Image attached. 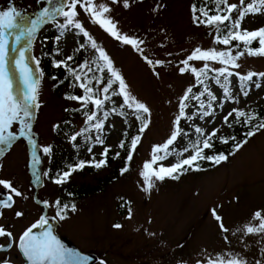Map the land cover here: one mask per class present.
Returning a JSON list of instances; mask_svg holds the SVG:
<instances>
[{
  "label": "rangeland",
  "instance_id": "1",
  "mask_svg": "<svg viewBox=\"0 0 264 264\" xmlns=\"http://www.w3.org/2000/svg\"><path fill=\"white\" fill-rule=\"evenodd\" d=\"M93 2L97 6H108L111 11L105 15L116 22L122 34L142 41V51L117 40L79 6L77 20L96 42V49L92 48V42L81 29L74 25L60 27L66 22L65 17L40 26L27 53L28 62L40 80L39 107L33 108L29 120L32 135L30 130H26V135L20 136L17 123L11 131L18 138L10 146L0 145L3 149L0 152V179L11 181L23 193L22 197L13 194L16 207L28 202L37 187H40V196L51 205L49 213L56 208V201L61 204L64 200L72 201L76 210L72 211L70 207L65 219H59L61 228L77 245L100 257L92 264H208L220 257L225 260L240 257L247 264H264V233L247 234L245 230L246 225L259 224V220L253 218L257 210L264 216V129L248 137V142L234 155L229 153L235 148L227 153L228 159L220 164L204 159L196 163L200 170L188 168L179 179L165 177L159 180L152 175L161 165L171 166L193 153L187 146V137L195 136L193 132L184 130L186 121L204 130L203 139L213 128L219 129L215 141L231 133L228 122L223 120L229 111L264 108V78L254 77L247 82V88L242 87L240 79L250 71L264 72V57L245 53L237 60L239 68L208 61L210 71L205 86L217 99L211 101L209 109L211 97L204 91L205 87L203 96H200L202 92H192V96H200V100L189 97L185 101V115L180 116L181 98L189 87H197L198 84L194 73L180 72V68L185 67L182 61L196 48L230 50L235 56L243 50L242 46L237 48V43H217V34L211 26L194 21L193 0H129L127 8L123 6L124 0ZM228 2L239 5V0ZM248 2L245 0V5H240V8ZM9 6L17 7L34 19L47 4L46 0H0V10H7ZM196 15L204 19L199 11ZM237 16L238 12H234L233 20ZM259 27H264V13L249 14L241 23V30L247 28L253 31ZM99 48L104 49L113 67L124 77L130 93L150 109V114L140 112L149 121L141 134L142 123L137 112L124 104L131 123V136H141L130 162L127 155L132 138L125 148L120 147L127 122L123 115L112 111L114 105L124 103L123 96L119 95V82L112 84L107 94L110 99L105 101L103 108L97 110L92 103H88L91 109L88 115L96 112L97 120L103 123V127L96 129L94 124L97 121L94 120L89 128L82 130L88 122L87 114L82 112L84 104L66 98L78 96L77 90L72 84L61 81L60 74L53 73L58 72L53 59L64 60L74 54L75 64L87 63L88 67L83 68L89 72V68L93 69L102 60ZM145 57L164 63L149 64ZM35 60L40 62L38 68ZM204 63L189 61L191 67L198 69ZM223 67H227L233 75L227 79L220 76L217 83L218 71L215 70ZM13 75L18 81V72L13 70ZM110 79L114 78L106 68L99 84L100 98H103L102 89ZM257 83L261 87L257 88ZM14 86L17 90L21 87L18 82ZM225 88L230 97L225 94ZM245 90L248 91L247 96L243 94ZM113 92L117 94L113 95ZM212 110L211 116H203L204 111ZM105 111L109 113L107 119L103 117ZM68 117L74 122L75 131L68 132L66 126L58 130L56 126L63 125ZM177 117H180L178 125ZM177 127L181 134L169 146L171 154L167 159L152 164V168L147 170L146 180L142 173L145 172V163L152 162L154 146L163 145ZM77 132L81 135L72 140ZM214 141L211 142L216 148L227 146V143ZM45 147H50L51 152L45 153ZM105 148L118 152L119 156L108 154L107 165L97 169L91 162L104 159L102 152ZM206 151L214 152L212 148ZM157 155H163V152ZM77 159L85 161L86 166L73 172L65 183L56 184V178H52L57 173H54L55 165L62 161L71 166ZM126 166L128 171L121 174ZM9 194V189L0 186V201L7 199ZM46 206L45 203L41 205L42 208ZM211 209H216L222 217L227 232L221 230ZM27 213L25 211L23 215ZM33 213L29 211V215ZM117 224L121 227H115Z\"/></svg>",
  "mask_w": 264,
  "mask_h": 264
},
{
  "label": "snow or ice",
  "instance_id": "2",
  "mask_svg": "<svg viewBox=\"0 0 264 264\" xmlns=\"http://www.w3.org/2000/svg\"><path fill=\"white\" fill-rule=\"evenodd\" d=\"M41 2V0H38ZM113 2H118V0H113ZM47 6H43L39 13L36 15L34 19L27 17L22 11H20L15 6H9L7 10H0V145L10 146L14 140H16L17 134L14 131H11L14 124H19L20 130L19 135H26V130H30L31 124L29 123L30 118L33 115V108L39 107L37 103V98L39 95V86L40 80L36 75V70H34L29 64V56L27 55L31 45L33 38L36 33L39 31L41 25L47 24L50 21L54 22L58 17H65L66 22L61 24L60 27H66L68 25H74L76 28L81 29L85 36H88V39L92 42V48L96 49L97 44L92 39L87 31L83 29L82 23L77 20L79 15L78 6L83 9L85 13H88L93 20L98 23L101 27L105 29V31L109 32L113 37L117 40H121L125 44H130L134 46L138 51H142L140 49V44L142 41L137 40L134 37H129L128 35L122 34L118 29L116 22L113 21L109 16L105 14L109 13L111 9L104 5L100 4L97 6L94 4L93 0H46ZM216 4L218 5L215 14H209L210 10H205L204 8L197 9L195 5H193V19L195 22L203 23L208 26H217L225 24V22L231 23V29L227 32L226 35L221 36L217 34L216 42L222 43L224 45H230L233 41H237V48H240L243 45V50L238 51L235 56L231 54V51H217L216 49L202 50L200 48H196L191 55H189L185 60L182 61V64L185 67L180 68V72L183 73L185 71H191L195 74L197 81L199 84L203 85L204 81L201 79V76H205L209 69L208 61H219L224 65H231L235 68H239L240 64L237 63V60L244 56L247 53L248 56L255 57H264V27H259L256 30L248 31L247 28L241 30V23L244 21L245 17L249 14L255 15L258 13H264V0H249V2L242 9L240 5H245V0H239V5L237 4H229L228 0H216ZM223 5L224 7H219ZM123 6L125 8L129 7V0H124ZM199 11L201 15L204 17L203 20L200 19V16L196 15V12ZM238 12V16L235 20H233V13ZM223 13V14H222ZM259 46L256 48H252L251 44L253 42H257ZM99 57L104 61V67L111 72V77L114 79H110L107 83V86L103 87L102 93L103 98H100L96 93L99 90H94L93 87H90L91 80H87L86 82H81L79 87L84 90V95L82 96H67V99L76 100L82 102L85 106L88 103H92L97 110L103 108L105 101L109 100L110 97L107 95L109 90L112 88V84L115 82H119V95L123 96V102L129 108L135 109L137 113L143 112L150 114V109L145 103L137 100L128 90V85L125 82L124 77L121 73L113 67V62L110 57L106 54L103 48H99ZM15 53V55H12ZM34 59V58H33ZM68 60H71L72 57H68ZM145 60L149 64H163V61L156 60L152 61L145 57ZM189 61H205L202 68L191 67L189 65ZM39 60H35V64L37 68L39 66ZM56 67L64 66L68 68V71L75 76L77 81H82L81 75L76 74L75 69H71L68 67L66 61H58L56 62ZM81 67H88L87 63L81 65ZM13 70L18 72V81L17 78L13 75ZM91 71V68L88 69ZM103 71V68L99 69ZM218 75L216 77V82H220V76L230 77L233 75L231 71L227 67L220 68L218 70ZM42 76L43 73L41 72ZM159 75V73H157ZM239 75V74H237ZM259 76L264 78V72H248L246 75L240 76L242 83V87L247 88V82L252 81L254 77ZM55 79V78H54ZM19 83L21 87L19 90L14 86L16 83ZM257 88L261 87L259 83L255 85ZM193 91L192 87H189L184 96L180 100V116H184V108L187 106L185 101L189 99V94ZM205 92L209 94L211 97L208 107L211 109V101H215L217 97L212 95L209 89L205 86ZM117 93L113 92V95ZM225 94L227 96H231L230 92L227 88H225ZM245 96L248 95V91L245 90L243 93ZM204 92L200 93V96H203ZM200 96H192V99L197 101L200 100ZM201 108L204 107L203 102H201ZM223 107V105H221ZM112 111H115L113 109ZM213 111H204L203 116H211ZM244 117L245 123H251L254 119L252 115H249L243 110L240 109H232L223 117L225 123L228 122L229 117L233 116ZM109 113L107 111L103 112L104 119H107ZM140 118V117H138ZM88 121L97 122L94 124L96 129H101L103 127V123L97 120L96 112H92L91 115H87ZM180 117H177L176 124H179ZM148 120H143L142 126L140 128V133L142 134L145 129L148 127ZM58 127V126H56ZM264 129V122H261L254 129H250L246 136L251 138L256 135V133L260 130ZM197 133L203 135L204 130L197 127L195 130ZM219 131L217 128H213L210 133H208L207 138L202 141L198 138L193 144L192 149L193 154L188 156L187 158L180 159L177 163L172 164L171 166L165 167L161 165L157 170L152 172L157 179L163 180L165 177H170L172 179H179L180 175L183 172L187 171L188 168H193V170H200L199 165L196 164L198 160L207 159L209 161H213L215 164H220L223 161L228 159V156L219 153L216 155H204L205 149L213 148L212 138L216 136V133ZM181 134V130L179 127L172 133L169 139L163 145H156L153 149V157L152 162H146L144 165L145 172L142 173L145 176V179H148V171L152 168V164L157 162L158 160H165L167 156L171 153L169 152V146L173 145L177 140V137ZM81 133L77 132L75 135L71 137L72 140H76L77 136H80ZM141 139L140 135H137L131 140V147L128 151L127 161L132 160V153L136 150L137 144ZM98 142L103 144V141L97 138ZM232 140L235 141V137H232ZM222 143H228L227 138H221ZM248 142L247 139L236 143L235 150L230 155H234L235 151H238L241 147L244 146ZM202 143V147L200 146ZM120 147H124V143L121 142ZM91 150V149H90ZM3 149L0 148V152ZM45 153H50L51 148L45 147L43 149ZM109 149L105 148L102 152V156L104 159H101L99 162L92 161V166L99 169L107 165V155ZM185 151H188L185 148ZM163 152V155H157V153ZM119 156V153L116 154ZM86 166V162L81 160L77 165L72 167L69 171L64 172L59 178H57L54 182L56 184H63L67 181V179L71 176V174L77 170H82ZM188 166V167H185ZM194 166V167H193ZM128 171V167H124L121 170V174ZM0 186H3L6 189L10 190V195H8L7 199L0 201V207L11 208L15 197H22L23 193L20 192L16 187L13 186L12 182L9 180L0 179ZM149 187H152L149 184ZM59 211L57 216L59 219H65V215H63L64 210L69 206L67 204L60 206V201L55 202ZM72 211L76 210L75 204L71 205ZM211 212L219 222V227L222 231L227 232L228 228L225 227L222 217L217 214L216 209H211ZM2 215V213H0ZM17 216H23L22 212H16ZM254 219L259 220V224L257 226H252L251 224L245 226V230L247 234L253 233H264V216H262L261 211L257 210L253 216ZM49 224V221L45 217H41L38 223L32 224L28 227L18 238V242L13 239V233L11 231L6 230V228L0 225V237H7L8 244L7 247L11 248L13 243H17L18 248L21 250L22 254L28 261V264H86L87 258L82 257L79 253L74 250L66 248L56 235L53 234L51 227H45ZM115 227L120 228L121 225L117 224ZM43 229L40 232H34V229ZM4 244H0V251L5 249ZM0 264H10V261L5 259L0 261ZM208 264H247L240 257H231L225 260L223 257L218 258L213 261L210 260Z\"/></svg>",
  "mask_w": 264,
  "mask_h": 264
},
{
  "label": "trees",
  "instance_id": "3",
  "mask_svg": "<svg viewBox=\"0 0 264 264\" xmlns=\"http://www.w3.org/2000/svg\"><path fill=\"white\" fill-rule=\"evenodd\" d=\"M193 5H195L197 9L204 8L205 10H210L209 11L210 15L211 14H215L216 9L218 7V5L216 4V0H193ZM219 7L223 8L224 6L220 5ZM199 14H201V13L199 12ZM211 27L215 30L216 34H220L221 36H223V35H226L227 32L231 29V23L230 22H225V24L219 25V28H217V26H211ZM232 43H238V42L237 41H233ZM241 46L243 48V45H241ZM258 46H259L258 41L257 42H253L251 44L252 48H256ZM75 55L76 54H74L73 56H70V57H72L71 60H68V59H64V60H62V59L61 60L53 59L52 63L56 64V62H58V61H66L69 68L75 69L76 70V74L81 75L82 81H77L75 79V76L68 71V68H66L64 66L57 67L58 72L56 73L57 70L55 69L56 71H54L53 73L56 74V75L60 74L61 81L68 82V83L72 84L73 87H75V89L77 90V95L78 96H82V95L85 94L84 90L79 87V84L81 82H86L87 80H91L92 81L91 84L89 85L90 87H93L94 90H100L99 84L102 81V75H103V73H104V71L106 69L104 67V61L101 60V61L97 62L96 65L92 67L93 69H91V71L88 72L87 70H84V68L81 67V65H83V63L82 64H80V63L79 64L78 63L75 64L76 63ZM100 68H103L104 70L100 71L99 70ZM207 77H208V72H207V74L205 76H201V79L204 81V84L201 85V84L198 83L197 87H193V91L192 92H194V94H197V93L202 92L204 90L205 79ZM105 86H107V84L104 85V87ZM96 94L99 95V91ZM192 95H193V93L189 94V97H191ZM113 108L117 111V113L123 115V117L125 118V120L127 122L126 123V127L123 130V139H122V142L124 143V147L123 148H125L127 146V144H128V140L133 138V135L131 136V123L128 120V115L126 113V109H125L124 103H122L120 105H114ZM82 109H83L82 112H84L87 115L91 112L89 104H87V106L84 105L82 107ZM243 111H245V110H243ZM245 112L248 113L249 115H252L254 117V119L251 121V123H245V118L244 117H239L238 118L236 116V114L234 113L233 116L228 120V124H229V126L231 128V133L228 134V135H224V136H221V137L215 139V141L218 140L219 142H221V138H227L228 139V143H227L228 147L223 145V146L220 147L222 149H219V148L214 147V143H213V148L212 149L214 150V152L209 153L208 151H206V150H209V149H205L204 150V155H206V156L207 155H214V153H217V154L223 153V154L226 155L227 153H229L232 150H234L236 143H239V142H241V141H243V140L248 138L246 136V133L250 129H254L261 122H264V108H253V109H251L249 111H245ZM137 115L140 117L141 123L143 122V120H146L144 115H141L140 113H137ZM93 122L94 121H88L87 124L85 125V127H83L82 130H85L86 128H89L93 124ZM186 122H187L186 127L183 126L184 124H182L184 130L186 132H193V135L195 136V137H193V136L192 137H187V140H189L188 143H187V146H188L189 149H192V147H191L192 144L198 138L200 140L203 139L204 133H203V135H201L200 133H197L195 131L197 127L193 126L188 121H186ZM64 126L67 127L68 132H74L75 129H76L74 122L71 120V117H68L63 125L59 124L57 129L61 130ZM232 137H235V141L232 140ZM212 141H214V137L212 138ZM130 147H131V145H130ZM193 151L194 150L192 149V152ZM117 153L118 152L109 151L108 154L112 155V156H116ZM74 158L76 159V152L74 153ZM183 158H187V157H183ZM202 161L203 160H198L195 163H199V162H202ZM79 162H80V160L77 159L76 163L74 165H71V166H66V163H64L62 161L59 162L57 165H55V168H54V173L56 171H57V173H55V175L53 174L52 178H56V179L59 178L64 172L69 171L72 167L77 165Z\"/></svg>",
  "mask_w": 264,
  "mask_h": 264
},
{
  "label": "flooded vegetation",
  "instance_id": "4",
  "mask_svg": "<svg viewBox=\"0 0 264 264\" xmlns=\"http://www.w3.org/2000/svg\"><path fill=\"white\" fill-rule=\"evenodd\" d=\"M2 200H4V198ZM67 201L68 200H64L62 204L60 202V206H63L65 204H67L69 206L67 209L64 210L63 215H65V216L67 215L69 208L73 204L72 201H70V200H69V202H67ZM26 203L20 204V207H16L17 201L15 199L14 204L12 205L11 208H7V207L1 208L0 207V213H2V215H0V221H3V223L0 225L4 226L6 228V230L11 231L13 233V239L16 242H18L19 236L28 227H30L34 223H38L40 221L41 217H45L49 221V224L47 226H45L46 228L51 227L53 232L58 233L61 236H63L70 244L78 246L83 251H87L84 248L77 245L73 241L71 236H69L67 233L62 231V228H61L62 224L60 223L61 220H59V217L57 216L59 208L55 204L56 208L54 209V211L52 213H49L51 210V205L46 198H43L42 196H40V187H37V190H36L35 194L33 195V197H31V199H29V201ZM42 203H45L47 206L42 208L41 207ZM31 210L34 212L33 218H31L33 215H29V211H31ZM6 211H10V212L5 213ZM25 211L28 212L26 215H23V216H17L16 215V212H22L23 213ZM27 215H29L28 218H26ZM24 216H25V218L22 219V217H24ZM25 219H27V220H25ZM21 221H24L25 223L21 224ZM17 227L20 229H17ZM42 230L43 229L38 228V229H34V232H40ZM8 242L9 241H8L7 237H0V244H4L6 246L4 250L0 251V261L7 259L10 261V264H28V261L26 260V258L22 254L21 250L18 248L17 243H13V246L11 248H8L7 247ZM87 252H91V251H87Z\"/></svg>",
  "mask_w": 264,
  "mask_h": 264
},
{
  "label": "water",
  "instance_id": "5",
  "mask_svg": "<svg viewBox=\"0 0 264 264\" xmlns=\"http://www.w3.org/2000/svg\"><path fill=\"white\" fill-rule=\"evenodd\" d=\"M54 235L60 240V242L68 249L74 250L75 252L79 253L82 257H86L87 261L86 264H92L93 262L98 260V255L95 253L84 252L79 247L71 245L68 241H66L63 237L53 232Z\"/></svg>",
  "mask_w": 264,
  "mask_h": 264
}]
</instances>
